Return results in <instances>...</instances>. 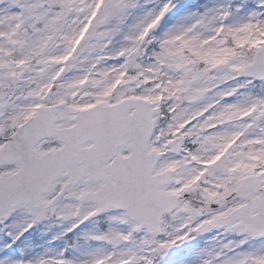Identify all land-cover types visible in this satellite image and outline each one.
<instances>
[{
	"label": "snow or ice",
	"instance_id": "1",
	"mask_svg": "<svg viewBox=\"0 0 264 264\" xmlns=\"http://www.w3.org/2000/svg\"><path fill=\"white\" fill-rule=\"evenodd\" d=\"M177 2L0 0V264H264V0Z\"/></svg>",
	"mask_w": 264,
	"mask_h": 264
},
{
	"label": "rangeland",
	"instance_id": "2",
	"mask_svg": "<svg viewBox=\"0 0 264 264\" xmlns=\"http://www.w3.org/2000/svg\"><path fill=\"white\" fill-rule=\"evenodd\" d=\"M228 0H178L176 7L168 14L165 20L162 22L160 30L157 32L159 35L166 30L169 26L180 22V18L188 13L195 11H204L206 8L213 7L219 3H227ZM236 3H240L241 0H235ZM252 0H248L251 4ZM152 5H148L151 7ZM131 19H134L132 17ZM130 19V22H131ZM190 22V21H187ZM38 228L39 234L37 235L36 229ZM62 230V226L57 224L54 219L45 220L38 223L32 230L25 234L20 243L22 245H29V252H41L47 248H58L64 246V240H52V237ZM205 238H200L199 242L203 243ZM192 248L191 244L185 245L177 249V253H169L159 261V264H181L183 260L188 259V252Z\"/></svg>",
	"mask_w": 264,
	"mask_h": 264
}]
</instances>
